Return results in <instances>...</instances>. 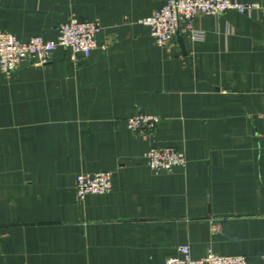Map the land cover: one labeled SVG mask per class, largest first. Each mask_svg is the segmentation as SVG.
Masks as SVG:
<instances>
[{
    "label": "crops",
    "instance_id": "0c3cea01",
    "mask_svg": "<svg viewBox=\"0 0 264 264\" xmlns=\"http://www.w3.org/2000/svg\"><path fill=\"white\" fill-rule=\"evenodd\" d=\"M234 1L261 8L162 47L140 20L168 0H0L22 41L101 26L88 58L0 70V264H165L182 245L264 264V0ZM139 112L161 117L149 137L128 128ZM152 146L187 165L154 172ZM99 171L112 190L79 201L77 175Z\"/></svg>",
    "mask_w": 264,
    "mask_h": 264
},
{
    "label": "built area",
    "instance_id": "2783aa9c",
    "mask_svg": "<svg viewBox=\"0 0 264 264\" xmlns=\"http://www.w3.org/2000/svg\"><path fill=\"white\" fill-rule=\"evenodd\" d=\"M258 3H242L234 0H168L167 4L140 23L150 29L157 45L171 46L180 32L191 33L194 39H203L205 31L194 26V19L202 15H221L228 10L241 13L260 9ZM101 30L98 22L71 18L60 25L56 40H46L34 36L28 41L20 40L11 32L0 30V70L12 74L25 61L32 64H45L54 51L63 47L71 52L74 61L88 58L99 47L97 35ZM161 117L156 114L137 113L127 120L128 128L143 137L156 131ZM149 166L154 172L171 170L176 166L185 167L186 154L172 146H152L146 153ZM112 174L109 171L80 173L76 177V192L79 201L88 194H104L112 190ZM182 257L172 256L165 264H250L243 255H219L209 251L203 258L195 259L188 245L180 246Z\"/></svg>",
    "mask_w": 264,
    "mask_h": 264
}]
</instances>
